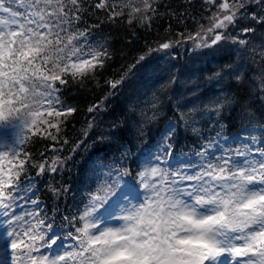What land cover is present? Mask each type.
Listing matches in <instances>:
<instances>
[{
  "label": "snow or ice",
  "instance_id": "obj_1",
  "mask_svg": "<svg viewBox=\"0 0 264 264\" xmlns=\"http://www.w3.org/2000/svg\"><path fill=\"white\" fill-rule=\"evenodd\" d=\"M164 7L0 0V264H264V0ZM94 17L134 45L107 78ZM101 78L69 139L66 94Z\"/></svg>",
  "mask_w": 264,
  "mask_h": 264
},
{
  "label": "trees",
  "instance_id": "obj_2",
  "mask_svg": "<svg viewBox=\"0 0 264 264\" xmlns=\"http://www.w3.org/2000/svg\"><path fill=\"white\" fill-rule=\"evenodd\" d=\"M161 3V12H165L166 8L164 5L169 6L175 11L179 12L185 6V0H160ZM90 23H99L100 31L103 35L108 38V41L111 45V48L114 49L115 54L112 61L110 62L107 71L104 73V78L113 75L121 70L122 65H126L130 58L135 54L132 50L134 45H129V40L132 39L128 31V26L126 23H121L118 19L116 23L110 24L107 19L101 17L99 20H96L94 17L89 21ZM171 22L173 31L176 30L175 21H169L167 15L161 17L158 21L154 22L153 28L150 34L145 35L141 29L137 28V32L140 34L138 44L140 47H143L145 42L151 43L154 39L158 38V34L162 35L165 27ZM103 90V78L100 80V85L97 86L95 82H85L82 89H73L71 92L67 93L68 102L75 103L78 106V114H75V119L72 120L67 126V135L69 139L77 137L83 127L86 126V121L89 119L87 114V107L89 104L94 103L96 98L102 94ZM122 97H116L110 101L109 107L119 106L122 101ZM257 101H259V96L257 94ZM259 108V102L254 106L253 110ZM104 120L111 119L110 116L105 115ZM230 131H235V129H230ZM94 138V137H93ZM41 150V145L37 144L33 151ZM88 151H92L89 148ZM88 152L82 151L80 156L76 157V163L70 165L71 176L74 178L80 169L81 163L87 157ZM59 179V177H57ZM46 191V190H45ZM44 194L42 193V198Z\"/></svg>",
  "mask_w": 264,
  "mask_h": 264
}]
</instances>
